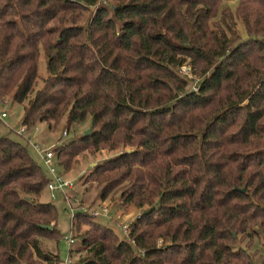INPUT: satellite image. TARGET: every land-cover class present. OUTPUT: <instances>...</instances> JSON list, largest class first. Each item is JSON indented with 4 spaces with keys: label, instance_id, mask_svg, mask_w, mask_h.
I'll return each instance as SVG.
<instances>
[{
    "label": "trees",
    "instance_id": "1",
    "mask_svg": "<svg viewBox=\"0 0 264 264\" xmlns=\"http://www.w3.org/2000/svg\"><path fill=\"white\" fill-rule=\"evenodd\" d=\"M107 1L0 0V101L24 103L27 129L88 117L57 165L117 151L83 182L141 209L123 238L75 212L67 264H262L249 249L264 240V0ZM47 182L0 134V264L58 263L40 246L59 239Z\"/></svg>",
    "mask_w": 264,
    "mask_h": 264
},
{
    "label": "rangeland",
    "instance_id": "2",
    "mask_svg": "<svg viewBox=\"0 0 264 264\" xmlns=\"http://www.w3.org/2000/svg\"><path fill=\"white\" fill-rule=\"evenodd\" d=\"M102 3H111L107 1ZM94 11V7H89L84 13L82 19L78 23H85L86 19L91 16ZM236 30L240 35H243L240 24L236 23ZM187 71L186 67L180 69V73L183 75V71ZM47 76L45 69V57L42 52V49L39 51V56L37 60V77L35 83L32 87L33 92L38 90L43 79ZM187 77V76H186ZM192 77V76H191ZM190 79L189 77H187ZM191 83V81H190ZM189 83V85H190ZM192 85V84H191ZM190 85V87H191ZM33 94V93H32ZM31 94V95H32ZM30 95V96H31ZM7 103L0 101V112L6 114L5 118L0 119V134L7 135L12 140L26 145L27 152L32 157V159L37 163L43 173L47 174L44 165L42 164L39 156L31 149L28 142L36 143L42 148H47L49 146H54L60 141V145L65 144L73 135H81L89 127V118L87 117L83 122L73 126L68 130V133L65 136H62V132L65 129V116L61 118L58 124L53 129H48L45 123H37L33 128L28 129V132L24 135H19L16 133V130L21 126V118L23 114V105L24 103H17L12 101L9 97H6ZM9 104V107H7ZM27 128V127H26ZM117 151H107L103 150L90 154L87 151H81L77 155L71 157L69 165L66 168L56 166V169L61 172L63 176L70 180L73 188L72 190L66 191L65 194L56 195L53 199H50L43 188L38 200L41 202H50L54 205L56 211V229L59 233V239L57 242L52 239H41V248L44 252L49 255L56 254L58 258L57 264H65L67 258V250L71 247L72 250L78 247L77 240H74V244L67 246L64 237H67L70 232L69 219L70 216L77 212L78 210H84L86 212L96 211L100 213V209H103L105 206L110 208L109 217H91L93 221L101 223L102 225L112 229L114 233L119 237L123 238V234L119 229V225L123 222L129 221L130 219L135 218V216L141 212V209H137L133 206H123L121 205V198L119 192L112 193L108 195L104 200H100L97 197V190L95 183L83 182L85 176L90 171V167L94 166L96 163H99L105 159L113 157ZM56 162V161H55ZM57 164V162H56ZM67 202L71 203V207L74 209L70 210ZM100 208V209H99ZM146 208V207H145ZM86 226L81 225V230L83 231ZM73 236V235H72ZM159 242V241H158ZM237 246V245H235ZM240 247L244 248L243 243ZM255 250V251H253ZM254 253L255 258H262V264H264V240L261 234L256 235L254 243L249 249V252ZM35 257H33L34 259ZM69 258V257H68ZM77 258V254L72 257V260ZM71 259L69 258V261ZM258 260V259H256ZM261 261V260H259ZM258 261V262H259ZM36 264H46L40 260H35ZM257 264V263H256Z\"/></svg>",
    "mask_w": 264,
    "mask_h": 264
},
{
    "label": "built area",
    "instance_id": "3",
    "mask_svg": "<svg viewBox=\"0 0 264 264\" xmlns=\"http://www.w3.org/2000/svg\"><path fill=\"white\" fill-rule=\"evenodd\" d=\"M3 103H6L3 102ZM6 114L2 111L0 112V119L5 118ZM28 132V129L25 126H20L17 130L16 133L19 135H24ZM62 136L66 135V130L64 129L63 132L61 133ZM31 148L34 150V152L39 156L41 162L43 163L46 172H47V176H48V182L45 185V192L47 193L48 197L50 199H53L56 195H61V197L65 194L66 191L72 190L73 186L70 182L69 179H67L65 176H63L61 174L60 171H58L56 169V166H58L55 162V155H54V146H49L47 148H42L41 146H39L36 143H32L29 142ZM67 205L69 207L70 210H73L74 207H71V203L67 202ZM73 206V205H72ZM100 209V208H99ZM81 212H86L84 210H78ZM109 211L110 208L108 206H105L103 209H100V213L94 211L91 212H87L89 214L90 217H102V218H107V216L109 217ZM75 212L70 216L69 219V226H70V232L69 235L67 237H64V240L67 244V246L69 247L70 245H72L73 243V233L71 231V223L73 220V216H74ZM134 218L130 219L129 221L123 222L121 223L118 227L121 231V233L126 236L129 231H130V225L132 224ZM65 264H67L69 262L68 257L65 260Z\"/></svg>",
    "mask_w": 264,
    "mask_h": 264
},
{
    "label": "water",
    "instance_id": "4",
    "mask_svg": "<svg viewBox=\"0 0 264 264\" xmlns=\"http://www.w3.org/2000/svg\"><path fill=\"white\" fill-rule=\"evenodd\" d=\"M89 131H90V128H88L87 130H85L83 132V135H86ZM240 191L243 192L244 191V188L240 189ZM46 227L49 228L50 226H46Z\"/></svg>",
    "mask_w": 264,
    "mask_h": 264
}]
</instances>
